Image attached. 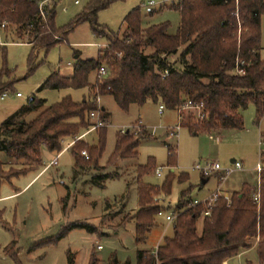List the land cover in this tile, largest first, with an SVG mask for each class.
<instances>
[{"label":"trees","instance_id":"obj_1","mask_svg":"<svg viewBox=\"0 0 264 264\" xmlns=\"http://www.w3.org/2000/svg\"><path fill=\"white\" fill-rule=\"evenodd\" d=\"M43 1L0 0L1 18L7 23L3 43H26L32 51L44 49L48 52L66 41L75 27L88 22L93 34L104 38L108 47L100 50L97 58L78 57L71 76L52 72L39 88H86L90 92L83 100L75 101L66 96L32 120L19 117L4 122L0 152L5 153L10 167L5 169V163L0 159V179H10L41 165L43 148L59 154L64 149L65 140H76L95 124L90 114L97 110L104 126L95 130L96 144L79 139L69 148L74 156L75 173L79 174V169L84 172L80 176L92 169L105 171L120 160L138 157L141 141L152 137L146 129L137 134L117 133L113 152L105 165L99 164L106 149L110 113L98 107L95 101L98 96L113 97L125 112L131 105L143 106L149 100L163 103L166 109L175 111L189 101L201 105L199 120L193 122L190 118L185 122L195 135L242 130V111L250 104L255 107V123L260 126L264 120V54L261 45L264 0H179L173 6L180 13V24L174 34L169 32L168 22L143 27L140 7H136L125 16L121 37L99 22L98 12L122 0H90L85 9L64 27L56 25V1L44 4L42 15L40 4ZM101 65L107 67V75L95 77L91 82L92 75ZM237 68L243 69L244 74L237 73ZM1 89L0 86V96ZM44 104V99L34 96L29 101V108ZM83 150L88 158L81 154ZM168 150L167 163L173 168L177 165L176 154L172 148ZM262 160L264 163V158ZM153 171H156L154 158H149L146 165L138 166V208L133 214H126L118 224L121 227L130 220L135 221L137 246L146 243L157 226L156 216L166 210L160 204V197L171 194L175 179L180 184L186 181L183 174L175 176L170 171L161 185L143 183L141 179ZM105 176L113 178L109 174ZM97 177L103 178V175H95L94 179ZM260 177L258 204L253 202L249 184H243L230 197H220L211 215L203 218L200 234L197 221L203 207H190V189L183 190L173 208L178 216L170 223L172 235L164 236L154 250L138 248L136 264H222L251 249L253 245L249 239L257 237L258 261L264 264V167ZM75 227L90 232L96 230L82 222L73 223L68 229ZM7 254L15 264H22L14 252L8 251ZM68 264H75L70 254ZM88 264L131 263L121 262L116 256L102 261L93 251Z\"/></svg>","mask_w":264,"mask_h":264},{"label":"rangeland","instance_id":"obj_2","mask_svg":"<svg viewBox=\"0 0 264 264\" xmlns=\"http://www.w3.org/2000/svg\"><path fill=\"white\" fill-rule=\"evenodd\" d=\"M57 1L56 25L64 27L82 12L90 0H51ZM77 1V3H76ZM153 1L154 5H149ZM179 0H122L116 1L109 7L98 12V20L110 30L124 32L125 16L132 9L140 7L142 24L147 27L152 24L168 22L170 33H176L180 24V13L173 6ZM150 11L152 13H150ZM261 45L264 54V15L261 19ZM4 31L0 33V86L1 92L9 91L5 99H0V136L3 124L10 118H23L26 121L35 118L51 104L57 103L66 96L81 100L85 90L43 89L40 86L52 72L72 73L75 65V53L81 52L83 59L97 58L99 45L108 42L95 36L88 22L75 27L66 37V41L54 46L48 52L44 49L32 51V47L22 43H3ZM61 38V35H60ZM149 51V50H147ZM171 56V58H176ZM32 58V61H30ZM69 63L71 65H69ZM98 77L97 72L92 80ZM44 99L45 104L35 109L29 108L33 97ZM111 113L108 124L107 143L105 152L99 162L105 165L115 145L116 134L122 129L130 128L140 120L148 129L159 127L151 138L143 139L138 148V157L118 161L116 166L105 171L91 170L86 174L79 169L75 173L74 156L66 148L58 157L57 153L42 149V165L34 166L25 173L12 176L10 179H0V264H15L7 254L14 252L22 264H68L69 254L75 264H88L91 253L102 261L112 256L121 261L136 264L138 248L154 250L164 236H171L172 225L167 223L164 216H156L157 226L149 234L145 244L135 243L134 221L125 226L118 224L126 214H132L138 208L137 168L146 165L149 158L155 159V168H161V176L153 171L145 175L141 181L152 185H161L172 167L168 166L169 148L176 154L177 165L175 176L182 172L190 175L195 189L193 196L202 199L208 190L218 188V178L212 176L205 190H198L200 175L193 167L206 162H218L222 167L230 166L231 160L243 164L242 170L231 173L223 187L229 186L234 191L241 189L242 183L248 182L250 187L257 186L258 174L256 165L264 158L259 148V140L263 131L264 120L260 126L255 123V107L250 104L242 111L244 128L242 130H226L219 133L193 134L186 126V121L197 122L198 110L183 111L185 120L176 136L169 135L167 127H175L181 122L175 110L166 109L164 114L158 113V103L147 101L143 106H130L127 112L122 111L113 97L106 96L101 104ZM92 121L94 119L91 118ZM185 123V124H184ZM121 133V132H120ZM122 134V133H121ZM131 134H134L132 132ZM83 140L96 144L97 133L93 131ZM71 139L64 141L66 147ZM0 159L5 163L4 168L10 167L5 153L0 152ZM56 160L44 171L43 167ZM42 171V172H41ZM109 174L111 177H106ZM103 175V178H95ZM108 176V175H107ZM96 181V182H94ZM261 184V177H260ZM178 180L173 182L169 197L161 196L160 204L168 209L176 207L180 190ZM224 189V188H223ZM108 203L110 205H108ZM197 221V232L201 233L202 220ZM87 223L96 230L90 232L85 228L68 229L73 223ZM259 238H250L252 250L233 258L230 264H259L256 244ZM101 248L98 249L97 246Z\"/></svg>","mask_w":264,"mask_h":264},{"label":"built area","instance_id":"obj_3","mask_svg":"<svg viewBox=\"0 0 264 264\" xmlns=\"http://www.w3.org/2000/svg\"><path fill=\"white\" fill-rule=\"evenodd\" d=\"M50 1L51 0H44L40 4V10H41L42 15H44V12H43L44 4H46ZM76 3H77V1H76ZM149 5L150 6L154 5V2L151 1L149 3ZM6 26H7V23L5 20H3L1 18V13H0V33H1V31H4ZM99 47L101 49L103 47L106 48L108 46L105 44H101V45H99ZM236 71L239 74H244L243 69L237 68ZM107 72H108L107 67L105 65H101L97 71V74L99 77H104L107 75ZM166 74H167V72H166ZM8 94H9V91L6 90L5 92L2 93V95L0 96V99H5V97H7ZM95 101H96L98 107L100 108L101 107V96H98ZM186 109L198 110L199 111L198 117L199 118L201 117V105H193V103L189 101L188 103H186L182 108H180L177 111L179 114V118H180L181 122L178 123L175 127H167L166 128V130L169 132V135L176 136L177 132L183 126V121L185 120L183 111ZM165 110H166L165 105L163 103H159L158 104L159 114L160 115L164 114ZM90 116L92 119H94L95 124H93L85 133L80 135L76 140H79L82 137L86 136L87 134L95 131L97 128L104 126V123L100 119L99 110L91 112ZM159 128H161V126H159V127L155 126V127L148 129L146 126H144L142 121L139 120L136 124L131 125L130 128L122 129L120 132L123 134L132 133V132H134V134H137V133L141 132L142 129H146L150 132L151 136H155V134ZM76 140H73V142H71L66 148L73 146ZM258 144H259V148L261 149V154H263L264 153V136H263V134H261V138H260ZM81 154L84 157L88 158V154L85 150L81 151ZM262 158L263 157H261V161L256 165V172L258 174V179H259L258 184H257V186L253 187V189H252V199H253V202L257 203V204L260 202V188H261L260 175H261V172H262L263 167H264V163H263ZM193 169L198 171L202 175L203 178H210V177L216 175L218 178V183L220 185L226 181L227 177L231 173H233L234 171H237V170H242L243 164L239 161H235L228 167H222L218 162H209L208 161L203 165H201V164L195 165L193 167ZM161 172H162L161 168H157L155 171L156 175H158V176H161V174H162ZM222 196L223 195L221 194L220 188H217L215 191L211 192L207 197H205L203 199H198V198L192 199L189 202V206L190 207L202 206L203 210L201 212V216L202 217H208L211 215L213 209H215L217 207L218 201H219L220 197H222ZM159 216H164L165 220L168 223H171L178 216V213L172 209V210L166 211V212L165 211L159 212ZM97 248L100 249L101 246H97ZM222 264H228V262L224 261Z\"/></svg>","mask_w":264,"mask_h":264},{"label":"crops","instance_id":"obj_4","mask_svg":"<svg viewBox=\"0 0 264 264\" xmlns=\"http://www.w3.org/2000/svg\"><path fill=\"white\" fill-rule=\"evenodd\" d=\"M57 2V1H56ZM144 27V26H143ZM125 28V27H124ZM3 42V41H2ZM22 44H26V43H22ZM29 45V44H28ZM38 50V49H37ZM36 51V50H35ZM100 51V50H99ZM78 57H80V58H82V53L81 52H76L75 53V56H74V58H75V60L78 58ZM98 57V56H97ZM69 65H71L70 63H69ZM73 71H74V69H73ZM73 71H72V73H62V72H60V71H58L59 73H61L62 75H65V76H71L72 74H73ZM91 82H92V78H91ZM71 90H75V89H71ZM82 91V90H85L86 91V93H84L83 94V96H82V98H81V100H83L85 97H87L88 96V94H89V90L88 89H79V90H77V91ZM106 96H102V100L105 98ZM81 100H78V101H81ZM75 101H77V100H75ZM133 105H135V104H133ZM132 106V105H131ZM101 107H103V108H105L108 112H109V110L106 108V106H104L103 105V102H102V104H101ZM110 113V112H109ZM159 113V112H158ZM110 118H111V113H110ZM110 118H109V120H110ZM140 120H141V118H140ZM139 121V120H138ZM88 135V134H87ZM86 135V136H87ZM86 136H84V137H86ZM84 137H82L81 139H83ZM71 142H73V140L72 141H69L68 142V144L66 145V147L71 143ZM66 147H64V149L59 153V154H57L56 156L58 157L63 151H65V148ZM70 148V147H69ZM69 150V149H68ZM231 163H232V160H231ZM54 165V164H56V160L54 161V163H52V161L51 162H49L47 165H45V167H43V169H42V171H44L46 168H48L50 165ZM42 165V164H41ZM51 165V166H52ZM41 171V172H42ZM171 171L172 172H174V168H172L171 169ZM198 172V171H197ZM181 174H183V176H184V178L186 179V181H184L183 183H179L180 185H183V188L180 190V194H181V192L183 191V190H187V189H190L189 191H190V197H191V199H197L198 197L197 196H193L192 195V191L195 189V185H193V183H192V181H191V178H190V175L188 174V173H185V172H182ZM198 174L200 175V181H199V184H197V187H198V190H205V188H206V186H207V184L209 183V181H210V179L212 178V177H210V178H207L208 180L206 181V183H203L202 182V180L203 179H206V178H203L202 177V175L198 172ZM245 183H248V182H243L242 183V185L241 186H243V184H245ZM249 184H251V183H249ZM255 187V186H254ZM218 188H220V190H221V194L223 195V196H225L226 198H228V197H230V195H232L234 192H237V191H234V189H232V188H230L229 186H226V187H223V185L222 184H220L219 185V183H218ZM224 188V189H223ZM251 189H253V187H251ZM213 191H215V190H208L207 192H206V195L204 196V197H202V199L203 198H205V197H207L211 192H213ZM180 194H179V197H180ZM170 196V195H169ZM169 196H167V197H169ZM166 197V196H165ZM199 199V198H198ZM178 200H179V198H178ZM137 209H135V211H136ZM171 210V208H168V209H166L165 210V212L166 211H170ZM134 211V212H135ZM134 212H132V214L134 213ZM165 219V218H164ZM131 221H134V220H131ZM166 221V220H165ZM135 222V221H134ZM167 222V221H166ZM168 223V222H167ZM170 224V223H169ZM121 227H123V226H121ZM134 229H135V223H134ZM160 244V243H159ZM158 244V245H159ZM98 246H100V245H98ZM253 249V248H252ZM252 249H249V250H252ZM249 250H246V251H244V252H247V251H249ZM244 252H241L238 256H240L241 254H243ZM236 258V257H235ZM230 261L231 260H227V262H228V264H230Z\"/></svg>","mask_w":264,"mask_h":264},{"label":"water","instance_id":"obj_5","mask_svg":"<svg viewBox=\"0 0 264 264\" xmlns=\"http://www.w3.org/2000/svg\"><path fill=\"white\" fill-rule=\"evenodd\" d=\"M233 162H235L234 159L232 160V163H233ZM207 180H208L207 178H206V179H203L202 182H203V183H206Z\"/></svg>","mask_w":264,"mask_h":264}]
</instances>
